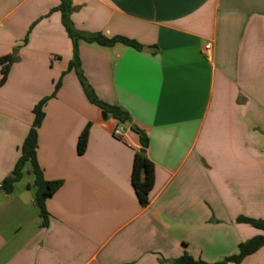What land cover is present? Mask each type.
<instances>
[{"label":"crops","instance_id":"crops-1","mask_svg":"<svg viewBox=\"0 0 264 264\" xmlns=\"http://www.w3.org/2000/svg\"><path fill=\"white\" fill-rule=\"evenodd\" d=\"M69 1L75 31L141 45L78 42L87 83L130 120L114 137L118 122L88 102L75 73L62 78L36 144L43 179L61 185L45 202V227L32 181L0 188V264H174L183 254L214 264L264 236L237 222L264 221V0ZM59 4L0 0V57L17 49L0 87V185L34 106L73 57ZM131 127L148 138L154 166L146 207L130 181L140 149ZM239 264H264V246Z\"/></svg>","mask_w":264,"mask_h":264},{"label":"trees","instance_id":"trees-1","mask_svg":"<svg viewBox=\"0 0 264 264\" xmlns=\"http://www.w3.org/2000/svg\"><path fill=\"white\" fill-rule=\"evenodd\" d=\"M60 4L55 9L60 11L62 14V24L67 31V34L72 42L73 57L68 65L67 70L62 74L59 81L54 87V91L50 97H47L38 102L33 110V122L31 128L22 144L20 157L15 164L12 172L6 177L0 185L1 190L5 194H11L14 185L19 182L24 176V170L27 167L29 174L33 177V188H35V205L39 211V216L42 220L41 226L47 225V213L45 210V202L50 198L54 192L60 187V181L47 182L43 179L41 170L36 160V144H37V129L39 128L42 119L43 112L42 107L44 103L55 96L56 92L61 86L62 78L73 71L80 83V86L86 96L88 102L98 107L102 112L112 117L118 122V124L126 125L129 123L128 114L120 109L119 107L108 105L102 102L95 94L94 90L87 83L85 76L83 75L80 62L78 58V42L83 41L88 44H96L100 47H112L116 44H122L135 50H141L142 47L137 42L123 38V37H112L107 38L100 33L97 34H86L75 31L69 20V15L72 11L69 0H59ZM17 49H14L11 54L0 57V87L5 83L8 72L12 64L17 61L16 57ZM134 133L139 136L140 149L135 152L132 170L130 175L131 185L134 194L142 207L148 206L150 202V193L154 185V166L152 162L147 158L146 148L148 145V138L145 133L135 127L130 128ZM88 138V127L81 133L77 145V152L82 155L85 151ZM28 187H30L28 185ZM238 223H244L252 226L253 228L264 232V221L253 220L244 217L237 219ZM264 246V236H257L245 243H241L238 246V253L231 257L224 259L221 262L214 264H239L244 258L256 253L260 248ZM174 264H208L202 260H195L187 254H183L180 258L174 261Z\"/></svg>","mask_w":264,"mask_h":264},{"label":"built area","instance_id":"built-area-1","mask_svg":"<svg viewBox=\"0 0 264 264\" xmlns=\"http://www.w3.org/2000/svg\"><path fill=\"white\" fill-rule=\"evenodd\" d=\"M210 50H211V45L208 43V44H206L203 47L202 52H203V54H205L206 56H208ZM124 131H125L124 125L118 124L117 127L115 128V130L113 131V135L116 138L122 137Z\"/></svg>","mask_w":264,"mask_h":264},{"label":"rangeland","instance_id":"rangeland-1","mask_svg":"<svg viewBox=\"0 0 264 264\" xmlns=\"http://www.w3.org/2000/svg\"><path fill=\"white\" fill-rule=\"evenodd\" d=\"M25 175H27V172L24 173V176H23V177H24L25 180H23V181H25V182H26V181H28V182H29V181H30V182L32 181L31 186H32V189H33V178H30V179H29V178H28L27 176H25ZM25 182H21V183H20V185H21L20 187H21L22 189H23V188L25 187V185H26ZM31 191H32L31 193H32V194L34 195V197H35V190L33 189V190H31Z\"/></svg>","mask_w":264,"mask_h":264},{"label":"water","instance_id":"water-1","mask_svg":"<svg viewBox=\"0 0 264 264\" xmlns=\"http://www.w3.org/2000/svg\"><path fill=\"white\" fill-rule=\"evenodd\" d=\"M102 117H103L104 119H106V118H107V114H106L105 112H102ZM27 174H29V173H27Z\"/></svg>","mask_w":264,"mask_h":264}]
</instances>
